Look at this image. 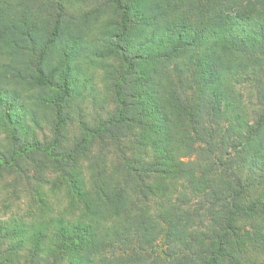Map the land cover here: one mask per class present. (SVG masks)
<instances>
[{"label": "trees", "instance_id": "1", "mask_svg": "<svg viewBox=\"0 0 264 264\" xmlns=\"http://www.w3.org/2000/svg\"><path fill=\"white\" fill-rule=\"evenodd\" d=\"M48 173L82 213L22 223L0 264H264V0H0V181L45 207Z\"/></svg>", "mask_w": 264, "mask_h": 264}, {"label": "rangeland", "instance_id": "2", "mask_svg": "<svg viewBox=\"0 0 264 264\" xmlns=\"http://www.w3.org/2000/svg\"><path fill=\"white\" fill-rule=\"evenodd\" d=\"M103 33H98L97 27L88 35V40L98 43L99 38L102 39ZM113 60L109 59L107 63ZM91 80L89 81L91 96L86 99L83 106L90 118L100 116L105 118L108 112L113 109L112 103V84L114 80L106 73L105 69L96 67L88 68ZM237 91L242 97V102L247 106H251V95L246 85H237ZM22 103L26 109L27 123L32 125V130L37 134V137L42 142L46 143L51 140V132L45 122L46 112L37 109L33 102L37 95L35 91L30 89H21ZM36 114L42 120V127H34L33 116ZM50 115V114H49ZM87 163L84 162L81 170L83 177L86 180L87 187L93 191L91 186L90 171L87 168ZM48 182L43 184L44 199L47 206L42 207L34 190V181L24 180L15 182L13 177H9L6 181H0V243L8 246L14 242V237L10 231L22 230L21 224L27 223L34 225L41 223L43 220H48L53 217L63 216L64 218H72L82 213L83 206L69 194V189L65 184L53 185L58 176L56 174H46ZM177 195V194H175ZM190 197V195H188ZM194 199H192L193 201ZM191 201V202H192ZM132 203L136 204L137 208L134 211L143 207L137 196L132 197Z\"/></svg>", "mask_w": 264, "mask_h": 264}]
</instances>
